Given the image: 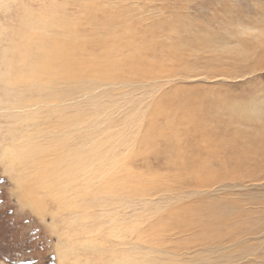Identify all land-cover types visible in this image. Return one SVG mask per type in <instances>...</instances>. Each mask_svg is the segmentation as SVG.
Listing matches in <instances>:
<instances>
[{"label":"rangeland","instance_id":"obj_1","mask_svg":"<svg viewBox=\"0 0 264 264\" xmlns=\"http://www.w3.org/2000/svg\"><path fill=\"white\" fill-rule=\"evenodd\" d=\"M44 7L79 25L83 36L117 42L110 51L120 61L111 66L116 77L95 70L50 82L45 75L42 88L41 77L30 87L2 79L26 10L32 26L47 18ZM89 48L86 58L103 53L101 45ZM136 55L146 63L135 70L127 57ZM23 63L29 75L31 62ZM0 76V264H264V0H0ZM166 96L174 98L172 112L178 104L184 112L186 100L192 111L208 108L206 127L223 136H213L210 147L182 135L195 127L181 121L185 165L156 110ZM62 122L96 171L97 205L84 217L80 203H48L57 187L44 183L27 194L20 186V175L34 168L18 160L16 144L36 126L66 136ZM152 125L167 140L152 138ZM147 139L153 144H143ZM38 140L56 156V182L62 149L51 138ZM193 160L207 162L202 170L213 173L194 169ZM125 171L127 184L120 179ZM105 181L121 190L98 192Z\"/></svg>","mask_w":264,"mask_h":264},{"label":"bare ground","instance_id":"obj_2","mask_svg":"<svg viewBox=\"0 0 264 264\" xmlns=\"http://www.w3.org/2000/svg\"><path fill=\"white\" fill-rule=\"evenodd\" d=\"M52 8L59 9V6L53 5ZM114 9L115 8H113V10ZM113 10H110V11H112V14H113ZM30 11L31 10H29V9L26 10V16L24 18L22 17L23 19H21V21H22L21 23H23L22 24L23 26H20L19 30L16 31V33L14 34L18 38V40H17L18 42L15 43V49H14L15 57L11 60H9V58L6 61L4 60L7 70L6 71L3 70L4 72L2 75V79H4V80L6 79L7 81L12 82V85L14 83H18V82H24L28 85V84H32V82H30V81H32L34 78L41 77L40 81L43 82V84L41 83V88H42V86H44L43 76H45V75H46V77H49L48 80H50V82H52V81L54 82L55 80H60V79H71V80L72 79L73 80L74 79H81V78H84V77L90 75L91 73L95 72V70L101 71L105 75H112V77H114V78L116 77V74L114 72H113V74L111 73L112 72L111 66L114 64L120 63V61H117L114 58H112L110 55V51L112 49L114 50V48L117 47V45H116L117 42L115 43L112 40H105L104 38H97L95 36H83L81 31L79 30V25H71L65 19V17L51 16V14L47 11L46 8H45V10H43V13H44L43 15H47V18H43L41 20L42 21L41 23L39 22L38 24H33L31 26L32 23H30L29 17H28L29 14L31 13ZM117 15H119V14H117ZM120 15H119V18H120ZM31 16H34V15L32 14ZM31 16H30V18H31ZM115 16H116V13H115ZM38 17H40V16H38ZM110 18H109V20H111ZM113 18L115 19V17H113ZM106 19L108 20V18H106ZM90 21H91V23H93L95 20L93 17H91ZM103 23L105 24V26H107L109 24V22L107 24L105 22H103ZM110 25H111V23L109 24V26ZM48 30H52L51 33L48 34ZM111 30H112V28L109 29V31H111ZM32 34H34V35H32ZM33 37H36L35 39H38V41L37 42L34 41ZM93 45L94 46L95 45H101L103 53H101V55L96 57V58L89 56L90 58L88 57L89 58L88 59V58H86V56L89 53L90 54L93 53V51H91V52L89 51V49H91L89 47H92ZM118 46H119V44H118ZM86 51H88L89 53H87ZM83 54H85V55H83ZM17 55L19 56L18 58H16ZM83 56H85V57H83ZM132 59H135V60H132ZM25 60L31 62L28 65V70L30 71L29 75H25V73L22 74V71H21L22 70V67H21L22 63L25 62ZM103 60H105V62H103L105 64L101 63ZM127 60L133 62V69H135V70H136V68H138L139 63H141V64L146 63L145 59H142L138 55L128 56ZM106 61L109 62V65H106ZM123 61H124V59L122 60V62ZM54 66H58L59 68L53 69ZM32 70H34V72ZM18 72L21 73V77L18 75ZM14 74H15V77L13 78ZM72 82H74V81H72ZM9 84L7 86H9ZM30 93L27 92V94H29V95H30ZM55 95H56L55 91L53 93V90L51 89L50 96H55ZM166 98L169 99V100L165 99V98L163 99V101L166 104L164 102L162 103L163 106L161 104L160 105L158 104L156 106V108H157L156 110H157L158 114L162 113L161 115L165 116L167 119V126L170 128V132L168 134L169 136H167L169 138L168 139L169 145H171L172 148L180 149V150H178V151H180L178 154L179 158L177 159L178 162L181 163L183 161V157L185 154V153L183 154L181 152V150H182L181 147H183L182 145H184V144L182 143V145H180L177 142V139L179 137H182V136H179L180 132L176 130V127L179 124H182L181 121L190 122L191 123L190 126L192 127V125H193L195 127L194 130L192 129V132L188 131L189 129L185 130V132L182 131L181 132L182 135L185 134L186 136H188V138L190 137V139H192L191 137H193V138L197 137V139L200 138V140L202 142L209 141L211 143L210 147H213V141H212L213 136L223 137L220 134L221 129H219V128L213 129V128H207L206 127V122L204 120L208 119V117H210L209 115H211V114L213 115V112L212 113L208 112V111H210L208 108H206L204 106L195 107L192 111L191 103L188 100H186V101H182L180 103V105L182 107H184V106L186 107V110H185L186 112L185 111L183 112V110L179 108V104L177 106L178 109L176 110V108H177L176 107L175 111L172 112L173 108L170 105H171V102L174 98H172L170 96H166ZM41 101L45 102V100H41ZM168 102L170 105L168 104ZM23 104H26L25 99H22L20 102V105H23ZM166 105L168 106L167 108H166ZM20 107H22V106H20ZM216 117H217V115H216ZM77 120H79V119H77ZM77 120L75 119V122H73V123H77ZM69 121H70V119H69ZM70 122H67V123L70 124ZM209 122H210V120H209ZM65 125L66 124L64 122H62V125L58 124L59 133L64 131L63 129H64ZM67 127H68V125H67ZM34 130H35L34 133H24V135L22 136V142L19 141L16 144L17 149L22 151L21 157H19V159L17 157L16 158L18 160L22 161L24 167L29 163L34 168V170L32 172H28V173L25 172V173H22L20 175V186H22V188H24V190L27 192V194L30 191H35V190H30V188L35 187V186L40 187L44 183L49 190L51 188L57 187L59 190L49 191L48 199H47L48 203L49 202L55 203L58 208H61L68 203H69V206L74 205L75 207H77V205L80 203L81 206L77 207V208L80 209L79 214L82 217H84L83 215L85 214V212L88 211L89 209L90 210L93 209L91 207L94 204H96L95 203V197H96V182H97L95 167L92 165V163L89 162V160L85 156L86 147H82V146L78 145L79 143H81V142H77L78 138L76 140V144L72 143V140H71L72 131H68V132L64 131V133H69V134L61 137L62 135H57V132L51 131L48 133V131H46V129H44L41 126H36L34 128ZM45 131H46V133H45ZM228 133H229V131H228ZM150 134H151L152 138L164 137L167 140V138L165 137L166 135L164 134V129L162 127H158L157 125H152V128L150 130ZM39 138H42L45 141L47 139L51 138V140L54 141V144L57 147V149H62L61 153L63 154V156H61V159L58 160V162H57L58 164L56 166V171H57V181L56 182H54V174H55L54 159L56 156L53 153L49 154L48 152L45 151V147H43L38 140ZM219 140H220V138H219ZM153 142H154L153 139L143 140V144H146V145H149L150 143L153 144ZM199 146H200V144H199ZM204 146H206V145H204ZM94 148H95V146H94ZM213 150H215V149H213ZM191 158L192 157H190V159ZM60 161L64 162V164L66 165V168H64V169L60 168V163H59ZM45 164L47 165V169L43 168V166ZM185 164H187V163L185 162ZM185 164L181 163V165H185ZM193 164H194V169H198V170H201L203 172L205 171L206 174L210 173V172H211V174L213 173L212 170H208L209 172H206V169L202 170L203 167H201V165L202 164L206 165V164H208L207 162L193 160ZM39 165H41L43 169ZM185 167H187V166H185ZM127 173H128V171H125V173H124L125 178H120L121 180H123V184H127L129 181V179L126 177ZM106 175H107V177L113 176L111 173L109 174L108 172L106 173ZM209 176H206V178H208ZM138 178H139V176H138ZM101 185H102V187L100 189H98V192H100V191H107V192H113L114 191L115 192V191L121 190L119 188V186L112 185L111 183H109L107 181L103 182ZM121 186H122V184H121ZM54 191H56V192H54ZM23 199H24V202L26 204H28L26 197H23ZM89 205H91V206L89 207ZM66 209L67 208H65L64 210H66ZM94 209H95V207H94ZM69 212L73 215L77 214V211L74 209L69 210ZM76 219H78V221L81 224L83 223L82 219H79V218H76Z\"/></svg>","mask_w":264,"mask_h":264},{"label":"trees","instance_id":"obj_3","mask_svg":"<svg viewBox=\"0 0 264 264\" xmlns=\"http://www.w3.org/2000/svg\"><path fill=\"white\" fill-rule=\"evenodd\" d=\"M7 252V251H6Z\"/></svg>","mask_w":264,"mask_h":264}]
</instances>
